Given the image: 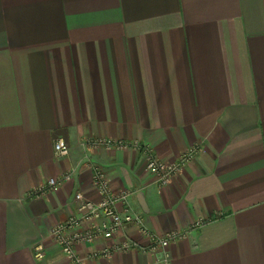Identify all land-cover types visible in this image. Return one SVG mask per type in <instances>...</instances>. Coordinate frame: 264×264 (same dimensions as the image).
<instances>
[{
    "label": "crops",
    "instance_id": "obj_1",
    "mask_svg": "<svg viewBox=\"0 0 264 264\" xmlns=\"http://www.w3.org/2000/svg\"><path fill=\"white\" fill-rule=\"evenodd\" d=\"M90 136L139 140L165 161L202 143L162 186L136 151L90 161L151 230L207 220L170 245L172 264H264V0H0V264H74L50 230L77 192L101 198L91 167L29 192L75 166ZM128 240L147 243L127 224L76 250L83 264H155L115 249Z\"/></svg>",
    "mask_w": 264,
    "mask_h": 264
},
{
    "label": "built area",
    "instance_id": "obj_2",
    "mask_svg": "<svg viewBox=\"0 0 264 264\" xmlns=\"http://www.w3.org/2000/svg\"><path fill=\"white\" fill-rule=\"evenodd\" d=\"M80 144L83 154L75 166L60 176L49 178L47 182L29 192V197L43 196L54 188L71 181L78 172L79 165L87 163L91 167L92 185L99 191L101 198L96 201L86 197L83 192H77L75 194V213L70 215L67 220L55 223L50 230V235L54 241L74 264H83V259L77 254L78 245L93 242L98 238L113 239L123 226L131 224L135 226L142 237L147 239V243L128 240L118 244L115 249L149 253L154 255L155 264H172L170 245L188 237L191 232L201 228L207 220L200 218L183 230L173 229L166 233L151 230L142 214L128 210L124 213L120 211L117 206L118 202L128 204L132 192L129 190L114 192L108 174L98 164L90 161L91 154L97 149L136 151L145 158L148 171L156 176L159 185L162 186L170 183L174 177L182 172L184 167L203 150V144L191 145L172 161L163 160L151 145L139 140L90 136L83 138ZM53 148L56 156H66L70 153V145L62 137L54 140ZM103 253L106 255L109 250L105 249ZM36 255L38 257L44 256L42 245L37 246Z\"/></svg>",
    "mask_w": 264,
    "mask_h": 264
}]
</instances>
